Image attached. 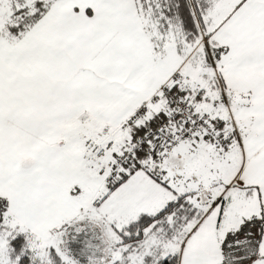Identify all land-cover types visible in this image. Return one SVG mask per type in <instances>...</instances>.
<instances>
[{
    "label": "snow or ice",
    "instance_id": "obj_1",
    "mask_svg": "<svg viewBox=\"0 0 264 264\" xmlns=\"http://www.w3.org/2000/svg\"><path fill=\"white\" fill-rule=\"evenodd\" d=\"M0 264H264V0H0Z\"/></svg>",
    "mask_w": 264,
    "mask_h": 264
}]
</instances>
